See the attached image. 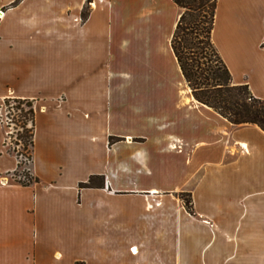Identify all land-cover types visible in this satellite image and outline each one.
I'll list each match as a JSON object with an SVG mask.
<instances>
[{
	"label": "crops",
	"instance_id": "obj_1",
	"mask_svg": "<svg viewBox=\"0 0 264 264\" xmlns=\"http://www.w3.org/2000/svg\"><path fill=\"white\" fill-rule=\"evenodd\" d=\"M180 15L172 0H0V264H264V132L194 99ZM211 41L264 100V0H217ZM8 99L35 111L27 187ZM92 177L105 187H80Z\"/></svg>",
	"mask_w": 264,
	"mask_h": 264
},
{
	"label": "trees",
	"instance_id": "obj_2",
	"mask_svg": "<svg viewBox=\"0 0 264 264\" xmlns=\"http://www.w3.org/2000/svg\"><path fill=\"white\" fill-rule=\"evenodd\" d=\"M181 10V15L172 38V49L181 73L194 99L211 108L236 127L255 125L264 132V100L256 98L247 85H235L232 76L211 41L217 0H172ZM88 8L82 11V20L88 17ZM19 111L13 123L22 128L25 135L21 139L31 147L29 163L32 162L34 148L35 111L29 100H5V107ZM27 107L24 110L23 107ZM26 145V146H28ZM13 152L19 159V154ZM14 173V180L27 187L39 182L29 171ZM24 178V179H22ZM81 188L105 187L104 177H92ZM186 210L194 214L190 195H181ZM83 264V263H77Z\"/></svg>",
	"mask_w": 264,
	"mask_h": 264
},
{
	"label": "rangeland",
	"instance_id": "obj_3",
	"mask_svg": "<svg viewBox=\"0 0 264 264\" xmlns=\"http://www.w3.org/2000/svg\"><path fill=\"white\" fill-rule=\"evenodd\" d=\"M13 106H15V104L11 103L9 106V109H7L6 107L4 108V114L6 113L8 115V117L10 118H17V116L19 115V111L13 110ZM24 110H27V107H23ZM10 129V134H9V139H8V145L10 150H14L15 152H17L19 154V160L21 162V172H28L30 163H29V156H30V152H31V147L24 141V139H21V135H25V132L22 128H20L19 126H16L15 124L9 126ZM28 145V146H26ZM251 173H256V172H251ZM24 179V178H22Z\"/></svg>",
	"mask_w": 264,
	"mask_h": 264
},
{
	"label": "built area",
	"instance_id": "obj_4",
	"mask_svg": "<svg viewBox=\"0 0 264 264\" xmlns=\"http://www.w3.org/2000/svg\"><path fill=\"white\" fill-rule=\"evenodd\" d=\"M4 121L8 127L14 124L13 118L8 117V115L6 113L4 114Z\"/></svg>",
	"mask_w": 264,
	"mask_h": 264
}]
</instances>
